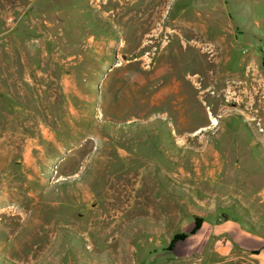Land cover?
Returning <instances> with one entry per match:
<instances>
[{
  "label": "rangeland",
  "instance_id": "obj_1",
  "mask_svg": "<svg viewBox=\"0 0 264 264\" xmlns=\"http://www.w3.org/2000/svg\"><path fill=\"white\" fill-rule=\"evenodd\" d=\"M0 60L15 92L0 98V264L74 263L41 201L79 167L101 188L159 168L163 192L193 188L264 232V0H0Z\"/></svg>",
  "mask_w": 264,
  "mask_h": 264
},
{
  "label": "crops",
  "instance_id": "obj_2",
  "mask_svg": "<svg viewBox=\"0 0 264 264\" xmlns=\"http://www.w3.org/2000/svg\"><path fill=\"white\" fill-rule=\"evenodd\" d=\"M3 65L0 60V98L12 102L14 80L11 69L2 71ZM11 107L17 111L20 106L13 103ZM32 140L33 146L27 145V167L34 161L31 150L45 145L39 138ZM85 172L79 167L68 173L73 180L63 178L60 184L42 188L43 193L51 189L59 193L58 200L41 201L42 233L66 240L64 248L73 250V264H156V259L161 264L163 253L191 261L196 254L229 257L237 250L264 263V232L254 223L258 216L230 215L225 202L219 204L193 188L180 195L176 187L163 192L159 168L127 172L128 179L121 185L102 188L84 180ZM174 175L176 171L169 172L170 177ZM196 176L208 177L207 171L200 170ZM179 201L183 208L179 209ZM178 233L186 237L172 243Z\"/></svg>",
  "mask_w": 264,
  "mask_h": 264
},
{
  "label": "trees",
  "instance_id": "obj_3",
  "mask_svg": "<svg viewBox=\"0 0 264 264\" xmlns=\"http://www.w3.org/2000/svg\"><path fill=\"white\" fill-rule=\"evenodd\" d=\"M200 220H201V219H200L199 217L196 218L197 227H199V225H200ZM184 237H186V234H184V233H178V234H176L175 237L173 238L172 243H174L175 241H177V240H179V239H182V238H184ZM171 246H172V245H171Z\"/></svg>",
  "mask_w": 264,
  "mask_h": 264
},
{
  "label": "bare ground",
  "instance_id": "obj_4",
  "mask_svg": "<svg viewBox=\"0 0 264 264\" xmlns=\"http://www.w3.org/2000/svg\"><path fill=\"white\" fill-rule=\"evenodd\" d=\"M255 102H256V101H255ZM212 123L215 124V125L218 124L217 119H216V118H213Z\"/></svg>",
  "mask_w": 264,
  "mask_h": 264
}]
</instances>
